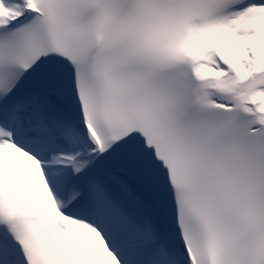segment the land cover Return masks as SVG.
<instances>
[{"label":"snow or ice","instance_id":"snow-or-ice-1","mask_svg":"<svg viewBox=\"0 0 264 264\" xmlns=\"http://www.w3.org/2000/svg\"><path fill=\"white\" fill-rule=\"evenodd\" d=\"M0 264H264V0H0Z\"/></svg>","mask_w":264,"mask_h":264}]
</instances>
